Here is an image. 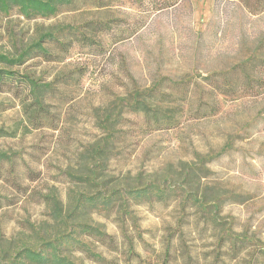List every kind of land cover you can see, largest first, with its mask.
Wrapping results in <instances>:
<instances>
[{
  "label": "rangeland",
  "instance_id": "374dc122",
  "mask_svg": "<svg viewBox=\"0 0 264 264\" xmlns=\"http://www.w3.org/2000/svg\"><path fill=\"white\" fill-rule=\"evenodd\" d=\"M160 2L0 11V54L32 48L22 64L0 62V264L65 233L45 195L65 215L78 193L149 183L168 196L67 220L112 239L80 232L88 252L75 242L63 254L76 264H264V13L227 0ZM152 85L166 94L158 106L131 113L130 93ZM244 86L261 94L241 96ZM97 146L105 153L94 161ZM87 167L95 183L69 181Z\"/></svg>",
  "mask_w": 264,
  "mask_h": 264
},
{
  "label": "trees",
  "instance_id": "16d2710c",
  "mask_svg": "<svg viewBox=\"0 0 264 264\" xmlns=\"http://www.w3.org/2000/svg\"><path fill=\"white\" fill-rule=\"evenodd\" d=\"M139 1V0H138ZM232 2H237V4L249 15L254 16L258 14L264 13V0H227ZM71 0H0V11L4 13H9L12 9L17 8L19 14L25 17H32L35 15H50L54 13L60 6L64 4H69ZM178 0H162L159 3L160 8H166L173 6L176 4ZM51 34L46 33L42 35L40 41L45 36L49 37ZM264 45V39L261 47ZM35 47H41L40 43L34 44ZM31 47L27 48L20 53L16 57H7L3 54H0V62L7 63L9 65L22 64L29 56ZM264 56V52L261 54ZM257 59V58H256ZM255 61V58L250 59L249 63L252 64V61ZM261 62L264 63V59H260ZM249 64V65H251ZM8 74L7 71H3L0 69V79L3 75ZM27 83L31 90H37L38 84L32 80L31 78H27ZM259 85H264V77L259 80ZM258 86H252V88ZM245 94H241V96H251L258 97L261 93H258L253 90H249L247 86H244ZM250 91V92H249ZM159 87L150 86L145 90L137 91L133 90L130 95L131 99L134 101L131 104L130 111L131 113H143L144 115L149 114L151 111L152 105L158 106L157 102L161 100H155V97L159 94H164ZM229 96H235V94H231V92H227ZM154 101V102H152ZM94 156L93 160H96V157H103L104 148L99 146L93 149ZM4 159H8L7 154L0 152V162ZM68 175V179L70 182L74 180H78L81 184L92 185L95 183V179H97V175L95 169L87 167L86 173L81 175H75L71 172L66 173ZM168 187H159L154 184H146L145 186H139L132 189L125 190H111L108 193L106 192H97L94 194H83L78 193L75 197L74 204L70 208L69 212L65 215L63 213V206L56 196L53 195H45V200L51 210L52 218L60 225H66L65 233L60 236H56L52 239H47L43 241L42 244L38 248H30V247H20L15 252L14 256L10 259L7 264H76L69 257L63 254V248L65 243H77L78 248L82 252H88V249L82 248V242L78 240V235L80 232L93 237L101 244L106 243L109 244V241L112 239L108 234L101 233L99 231L94 230L90 226L76 225V226H68L67 220H73L74 218L80 216L81 214H85L91 212L92 210L97 209H105L107 211L113 209L114 207L117 209H124L129 199H151L155 198L156 200H163L168 196L167 193ZM191 198V197H190ZM124 207V208H123ZM81 230V231H80ZM108 241V242H107ZM247 238H240L239 243H247ZM238 242H232V244H236ZM98 259V258H97ZM100 261V260H98Z\"/></svg>",
  "mask_w": 264,
  "mask_h": 264
}]
</instances>
